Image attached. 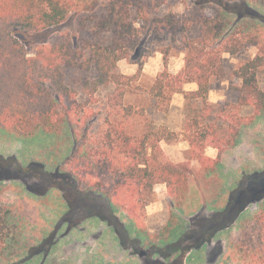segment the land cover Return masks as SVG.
Listing matches in <instances>:
<instances>
[{
    "label": "trees",
    "instance_id": "trees-1",
    "mask_svg": "<svg viewBox=\"0 0 264 264\" xmlns=\"http://www.w3.org/2000/svg\"><path fill=\"white\" fill-rule=\"evenodd\" d=\"M81 1L0 0V127L23 137L40 130L70 134L72 151L56 169L74 184L87 181L86 194L104 198L111 215L124 210L136 230L132 242L150 245V251L165 258L201 248L244 218L249 202L262 200L260 209L242 224L237 249L250 264H264V168L245 173L226 191L221 206L205 195L202 205L208 211H195L192 228L179 230L182 219L172 211L159 233L148 231L140 211L153 200L155 185L166 183L173 204L182 210L191 198L190 178L161 147L162 140L177 138L174 132L160 128L135 135L128 129L133 106L124 100L134 91L138 75L118 69L119 61L136 52L147 35L170 37L182 45L184 67L159 74L149 94L160 110L169 108L174 94H184L183 135L190 144L187 152L198 163L192 171L199 187L211 185L224 177L223 152L239 145L244 127L264 117V89L259 84L264 72V0H192L184 13L165 11L166 5L172 6L170 0H108L92 9L81 7ZM71 18L69 31H57L40 48L30 49L18 37L55 29ZM250 46L257 47L258 54L228 77L224 54L235 55ZM213 78L229 79L236 99L211 102ZM192 82L197 89L185 90ZM80 94L106 99L104 126L95 135L89 129L100 113L87 111ZM247 108L253 113L246 114ZM207 147L218 149L217 157L206 154ZM254 186L258 191L250 199ZM15 217L0 194V264L19 254L21 225ZM123 233L130 238L125 229ZM193 237L195 241L188 242Z\"/></svg>",
    "mask_w": 264,
    "mask_h": 264
},
{
    "label": "rangeland",
    "instance_id": "rangeland-1",
    "mask_svg": "<svg viewBox=\"0 0 264 264\" xmlns=\"http://www.w3.org/2000/svg\"><path fill=\"white\" fill-rule=\"evenodd\" d=\"M107 1L82 0L80 6L92 9ZM170 2L172 6L166 5L165 11L184 13L193 1ZM73 20L71 18L49 31L18 33V37L30 49L40 48L57 31H69ZM257 54L258 48L255 46L235 55L225 53L224 67L228 77ZM184 65L185 53L179 42H172L170 37L153 35L145 36L141 47L118 63L121 73L138 75V79L132 83L134 91L128 92L124 100L126 105L133 106L128 129L135 135L160 128L174 132L177 138L162 140L161 147L169 160L188 170L190 178L191 198L182 210L173 204L166 183L155 185L153 200L140 211L146 228L152 233H159L166 226L172 218V211L182 219L179 230L192 228L196 212H203L204 209V213L208 211L202 205L205 195L210 202L217 200L216 206H221L226 201V191L236 186L245 173L264 168L263 117L255 125L242 129L239 145L223 152L224 177H218L211 185L207 183L199 187L192 171L198 167V163L187 152L190 144L183 135L186 120L184 94H174L169 108L165 110L157 109L149 94L159 74L165 70L177 73ZM259 84L264 89V72L259 76ZM104 95L94 97L80 94L87 111L100 113V120L89 129L92 135L104 126V117L108 112ZM221 99L234 101L236 95L230 89L229 79L213 78L209 100L217 102ZM244 112L251 114L253 109L247 108ZM73 145L74 141L67 133L54 136L40 130L23 137L0 127L1 199L12 208L21 225L19 254L5 264H250L237 249V244L243 235L242 224L260 209L262 200L249 202L242 216L244 218L237 220L201 248L194 249L184 257L165 258L150 251V245L133 243L136 230L124 210L120 209L111 215L104 198L97 193L86 194L87 181L74 184L66 173L56 169L69 156ZM260 188H264V185ZM257 191V186L251 188L248 193L250 199L254 198ZM123 229L129 233V239ZM192 241H195V237L188 242Z\"/></svg>",
    "mask_w": 264,
    "mask_h": 264
},
{
    "label": "crops",
    "instance_id": "crops-1",
    "mask_svg": "<svg viewBox=\"0 0 264 264\" xmlns=\"http://www.w3.org/2000/svg\"><path fill=\"white\" fill-rule=\"evenodd\" d=\"M184 89L185 90H195L197 89V84L192 82V83H186L184 85ZM213 151V152H211ZM206 154H208L209 156H212V157H217L218 155V149L214 148V147H207L206 149Z\"/></svg>",
    "mask_w": 264,
    "mask_h": 264
}]
</instances>
